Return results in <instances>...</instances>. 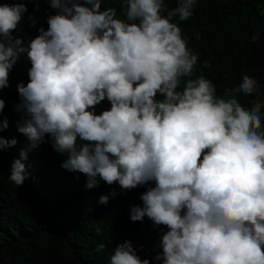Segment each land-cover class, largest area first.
Segmentation results:
<instances>
[{"label":"clouds","instance_id":"9594fccd","mask_svg":"<svg viewBox=\"0 0 264 264\" xmlns=\"http://www.w3.org/2000/svg\"><path fill=\"white\" fill-rule=\"evenodd\" d=\"M103 2L51 0L58 12L31 41L16 34L26 3H0V90L20 57L31 63L14 105L28 149L48 137L67 156L61 167L86 175L87 189L102 180L124 195L154 182L143 206L128 209L134 222L147 216L168 228L155 257L162 264H264V100L245 107L218 98L204 75L193 78L199 54L179 22L194 16L198 0H176L170 10L165 0H124L123 18ZM258 87L245 74L238 91L253 96ZM105 99L110 110L95 114ZM7 127L4 120L0 131ZM16 143L0 136V150ZM27 158L22 150L11 165L17 187L29 178ZM109 264L150 261L125 241Z\"/></svg>","mask_w":264,"mask_h":264},{"label":"trees","instance_id":"16d2710c","mask_svg":"<svg viewBox=\"0 0 264 264\" xmlns=\"http://www.w3.org/2000/svg\"><path fill=\"white\" fill-rule=\"evenodd\" d=\"M17 2L27 5L16 32L24 41L36 38L40 28L48 30V17L58 12L51 0H0L9 5ZM165 3L169 10L176 7V0ZM107 7L116 8L118 18H123L124 0H104L102 10ZM179 23L188 47L199 54L193 78L204 75L216 85L218 98L235 97L245 107L250 108L249 101L257 97L264 100V0H198L194 16ZM253 35L258 36L255 42ZM205 61L210 67L202 68ZM30 68V61L20 57L10 72V86L0 90L5 101L0 125L8 121L0 136L17 141L0 150V264H109L113 248L125 241L132 242L141 259L162 264L155 257L163 252L160 240L168 228L155 226L147 216L142 221L130 219L131 208L143 206L140 197L154 182L123 189L124 195L115 184L102 180L87 189L86 175L62 168L67 156L55 151L48 137L38 148L28 149L27 138L17 130L22 114L14 105L20 102L18 84L27 85ZM245 74L259 85L253 96L238 91ZM157 99L163 96L158 94ZM110 108L105 99L95 106V114ZM22 150L27 151L23 162L29 178L17 187L8 177ZM101 195L109 196L107 205L98 203ZM101 243L106 247L97 252Z\"/></svg>","mask_w":264,"mask_h":264}]
</instances>
